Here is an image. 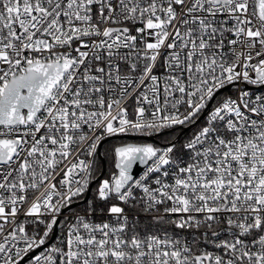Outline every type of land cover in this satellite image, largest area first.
<instances>
[{
  "label": "snow or ice",
  "instance_id": "1",
  "mask_svg": "<svg viewBox=\"0 0 264 264\" xmlns=\"http://www.w3.org/2000/svg\"><path fill=\"white\" fill-rule=\"evenodd\" d=\"M0 264H264V0H0Z\"/></svg>",
  "mask_w": 264,
  "mask_h": 264
},
{
  "label": "trees",
  "instance_id": "2",
  "mask_svg": "<svg viewBox=\"0 0 264 264\" xmlns=\"http://www.w3.org/2000/svg\"><path fill=\"white\" fill-rule=\"evenodd\" d=\"M163 139V135L158 134L155 137H153V139H149L148 141L159 144L161 142V140ZM112 143H117L118 140L113 138V140L111 141Z\"/></svg>",
  "mask_w": 264,
  "mask_h": 264
},
{
  "label": "water",
  "instance_id": "3",
  "mask_svg": "<svg viewBox=\"0 0 264 264\" xmlns=\"http://www.w3.org/2000/svg\"><path fill=\"white\" fill-rule=\"evenodd\" d=\"M150 139H153V138H150ZM148 142H150V141H148ZM153 143V142H152Z\"/></svg>",
  "mask_w": 264,
  "mask_h": 264
}]
</instances>
